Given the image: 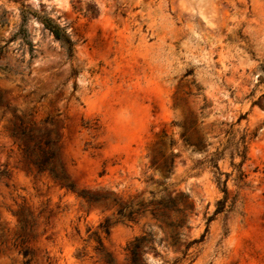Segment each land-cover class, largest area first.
Instances as JSON below:
<instances>
[{
  "label": "rangeland",
  "instance_id": "1",
  "mask_svg": "<svg viewBox=\"0 0 264 264\" xmlns=\"http://www.w3.org/2000/svg\"><path fill=\"white\" fill-rule=\"evenodd\" d=\"M14 116L51 120L73 189L23 156ZM216 151L241 201L226 235L200 162ZM0 170V264H106L94 231L117 264L143 235L146 264H168L206 226L178 264H264V0H0ZM168 197L185 219L175 244L152 214Z\"/></svg>",
  "mask_w": 264,
  "mask_h": 264
},
{
  "label": "trees",
  "instance_id": "2",
  "mask_svg": "<svg viewBox=\"0 0 264 264\" xmlns=\"http://www.w3.org/2000/svg\"><path fill=\"white\" fill-rule=\"evenodd\" d=\"M44 26L49 29V31L53 34V36L60 40L61 43L65 46L67 54L69 56L73 55L74 52V42L70 39L68 34L61 28L59 25L54 23L49 17L40 16ZM31 47V45H30ZM7 106V105H5ZM243 115H240L241 118ZM16 120L12 121V127L10 134L15 135L23 144L20 146L22 150L23 156L32 163L38 172H48L54 180L60 181L65 187L73 189L74 185L72 182L68 181L67 175L64 172L63 167L60 165L57 166L56 163V152L58 150L59 138L58 131L52 126H42L45 124H52L51 120L48 118L43 119L39 122V126H37V122L33 119H25L23 116H14ZM243 140V139H242ZM240 144L237 143L234 145L233 151L239 153L240 155L245 157V146L243 145L242 149L240 148ZM223 157V151L212 152L210 155L205 157L200 162H204L208 166L213 168V173L215 177V181L223 192V196L216 200L215 208L212 214L208 217V222L213 219V217L221 213L223 215L222 218V235H226L229 231V223L228 219L235 214H241V201L238 200L237 196L234 195L231 198L228 196V190L225 184V180L220 179V175L223 173L220 171L218 166V160ZM233 157V153L232 156ZM172 158L169 162H164V165L170 167L172 165ZM236 167L238 172L237 177L241 178L243 176L242 171L240 170L241 162L238 164L231 163ZM226 176L227 173H224ZM6 175L5 170H0V176ZM81 194L84 195V192L81 191ZM181 200L179 199L178 202ZM178 202H175L172 198L168 197L165 201H158L152 210V214L155 217H160L161 221L169 228H171V232L169 234L170 242L175 244L178 242L181 231L180 228L185 223L184 217H182V208L178 205ZM130 206V204L123 205L117 209V214L120 217H127L128 220L134 221L135 217L133 216V211L129 210L125 212V209ZM139 211H136L138 213ZM110 223V217H106L102 222H100L97 228L105 233L108 232V225ZM26 226V221H21V229H24ZM176 228V230H175ZM208 230V226H206L204 232L201 234L199 239H191L186 245L185 249L182 251V255L175 258L171 263L168 264H178L180 259L187 255V250L191 243L197 242L199 240H203L205 233ZM94 240L97 242L95 249L103 252L104 262L106 264H117L116 261L103 250V243L101 237L97 234L96 231L90 233ZM25 241V237H22L20 242L23 243ZM149 239L146 236H136L130 242H128L125 246L126 257L125 260L128 261L129 264H146V261L143 257V253L145 249H150L153 247L149 244ZM23 256H27L30 251L28 248L23 247L21 249ZM29 259H26V264H28Z\"/></svg>",
  "mask_w": 264,
  "mask_h": 264
},
{
  "label": "bare ground",
  "instance_id": "3",
  "mask_svg": "<svg viewBox=\"0 0 264 264\" xmlns=\"http://www.w3.org/2000/svg\"><path fill=\"white\" fill-rule=\"evenodd\" d=\"M189 38V37H188Z\"/></svg>",
  "mask_w": 264,
  "mask_h": 264
}]
</instances>
